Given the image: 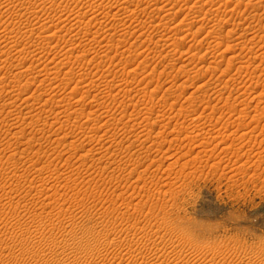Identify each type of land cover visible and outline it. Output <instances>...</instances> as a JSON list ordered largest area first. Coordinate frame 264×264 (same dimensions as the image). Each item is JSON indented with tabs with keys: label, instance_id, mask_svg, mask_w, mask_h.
<instances>
[{
	"label": "rangeland",
	"instance_id": "374dc122",
	"mask_svg": "<svg viewBox=\"0 0 264 264\" xmlns=\"http://www.w3.org/2000/svg\"><path fill=\"white\" fill-rule=\"evenodd\" d=\"M0 51V264H264V0H0Z\"/></svg>",
	"mask_w": 264,
	"mask_h": 264
},
{
	"label": "bare ground",
	"instance_id": "6f19581e",
	"mask_svg": "<svg viewBox=\"0 0 264 264\" xmlns=\"http://www.w3.org/2000/svg\"><path fill=\"white\" fill-rule=\"evenodd\" d=\"M187 1H188V0H187ZM204 1H205V0H204ZM206 1H207V0H206ZM208 1H209V0H208ZM260 1H261V0H260ZM100 3H101V2H100ZM204 3H205V2H204ZM1 4H2V3H1ZM19 4H20V2H19ZM19 4H18V6H20ZM216 4H217V3H216ZM222 4H223V3H222ZM257 4H258V3H257ZM259 4H260V3H259ZM15 6H17V4H15ZM15 6H12V7H15ZM18 6H17V7H18ZM23 6H24V4H23ZM23 6H22V7H23ZM192 6H194V5H192ZM210 6H211V5H210ZM7 7H8V6H7ZM121 7H122V6H121ZM5 8H6V7H5ZM19 8H20V7H19ZM126 8H127V7H126ZM216 8H217V7H216ZM7 9H8V8H7ZM11 9H13V8H11ZM11 9H10V10H11ZM14 9H15L16 11L18 10V9H16V8H14ZM63 9H64V8H63ZM65 9H68V8H65ZM65 9H64V12H65V13H64V14L62 13L63 15H62L61 17H63V16L65 15V18H66V16H67L68 14H67V12L65 11ZM10 10H9V13H10ZM19 10H20V9H19ZM61 10H62V9H61ZM70 10H71V9H68V11H70ZM98 10H99V9H98ZM103 10H104V9H103ZM103 10H102V11H103ZM110 10H111V9H110ZM118 10H119V9H118ZM121 10H122V9H121ZM208 10H209V9H208ZM123 11H125V10H123ZM126 11H128V10H126ZM245 11H246V10H245ZM14 12H15V11L12 12L11 17L14 15V14H13ZM58 12H59V11H58ZM60 12H63V11H60ZM100 12H101V11H100ZM130 12H131V11H130ZM174 12H175V11H174ZM38 13H39V12L37 11V14H38ZM41 13H42V12H41ZM73 13H75V12H73ZM114 13H116V11H115ZM192 13H193V11H192ZM224 13H225V12H224ZM37 14H36V15H37ZM56 14H57V13H56ZM71 14H72V12H71ZM93 14H94V12H93ZM98 14H99V13H98ZM105 14H106V13H105ZM105 14H104V15H105ZM109 14H111V13H109ZM225 14H226V13H225ZM232 14H233V13H232ZM36 15H32L33 17H32L31 19H29L28 21H25V20H24V22H22L21 25H19V27H18L19 32L22 33V32H28V31H31L30 33H32V31L34 30L33 28H35V24L38 22L39 17L41 16V15H39V14H38L39 17L36 16ZM59 15H60V14H59ZM59 15H58V17H59ZM79 15H80V14H79ZM85 15H86V14H85ZM85 15H82V17L85 16ZM107 15H108V14H107ZM111 15H113V14H111ZM123 15H125V14H123ZM241 15H242V14H241ZM76 16H77V18H78V15H76ZM76 16H75V17H76ZM116 16H117V14H116ZM132 16H133V15H132ZM132 16H131V17H132ZM18 17H19V16H18ZM27 17H28V16H27ZM29 17H30V16H29ZM67 17H68V16H67ZM72 17H73V16H72ZM72 17H70V15H69L70 20H71ZM75 17H74V19H73L74 21L77 19V18L75 19ZM80 17H81V16H79V18H80ZM129 17H130V16H129ZM162 17H163V16H162ZM169 17H170V16H169ZM186 17H187V16H186ZM211 17H212V16H211ZM222 17H223V16H222ZM114 18H115V17H114ZM114 18H113V19H114ZM118 18H119V17H118ZM132 18H133V17H132ZM197 18H198V17H197ZM208 18H209V17H208ZM23 19H24V18H23ZM25 19H28V18H25ZM40 19H41V18H40ZM61 19H62V18H61ZM129 19H130V18H129ZM58 20H60V19H58ZM63 20H64V17H63ZM65 20H66V19H65ZM81 20H82V21H80V19H78V22H77V21L74 22V23H75V26H76V24L83 23V19H81ZM117 20H118V19H117ZM147 20H148V19H147ZM152 20H153V19H152ZM20 21H21V20H20ZM68 21H69V20H68ZM71 21H72V20H71ZM115 21H116V20H115ZM121 21H122V20H120V22H121ZM120 22H119V23H120ZM131 22H132V21H131ZM162 22H163V21H162ZM38 23H39V22H38ZM74 23H73V24L71 23V24H72V28H73ZM117 23H118V22H117ZM181 23H182V22H181ZM206 23H207V22H206ZM137 24H138V23H137ZM137 24H136V25H137ZM195 24H196V23H195ZM8 25H9V24H8ZM36 25H37V24H36ZM118 25H119V24H118ZM121 25H123V23H122ZM37 26H38V25H37ZM78 26H79V25H78ZM141 26H142V25H141ZM152 26H153V25H152ZM187 26H188V25H187ZM4 27H5V26H4ZM6 27H7V26H6ZM32 27H33V28H32ZM62 27H63V26H61V28H62ZM138 27H139V26H138ZM75 28H76V27H75ZM173 28H174V27H173ZM176 29H177V28H176ZM4 30H5V29H4ZM6 30H7V29H6ZM50 30H51V29H50ZM75 30H76V29H75ZM134 30H135V29H134ZM193 30H194V29H193ZM213 30H215V29H213ZM78 31H79V30H78ZM78 31L76 32L77 35L80 34L82 30L80 29V32H78ZM210 31H211V29H210ZM56 32H57V30H56ZM56 32L54 31L53 34H51V35H46V36H47L49 39H51V40H53L54 38L57 39L58 37H62V36H60V35H59V36L57 35L58 32H60V31H58L57 33H56ZM68 32H69V31H68ZM83 32H84V31H83ZM208 32H209V31H208ZM208 32H207V33H208ZM28 33H29V32H28ZM49 33H50V32H49ZM49 33H48V34H49ZM99 33H100V32H99ZM129 33H130V32H129ZM215 33H216V32H215ZM81 34H82V33H81ZM91 34H92V33H91ZM77 35H76L75 37H78V36L80 37V35H78V36H77ZM86 35H89V33H86V32H85V33H84V37H85ZM147 35H148V34H147ZM174 35H175V34H174ZM248 35H249V34H248ZM63 36H65V35H63ZM208 36H209V34H208ZM208 36H207V37H208ZM84 37H83V38H84ZM88 37H89V36H88ZM210 37H211V36H210ZM83 38H82V39H83ZM60 39H61V38H60ZM77 39H78V38H77ZM95 39H96V38H95ZM251 39H252V38H251ZM89 40H90V38H89ZM104 40H105V39H104ZM83 41H84V40H83ZM207 41H208V40H207ZM212 41H214V40H212ZM6 42H7V41H6ZM91 42H92V41H91ZM154 42H155V41H154ZM38 43H39V42H38ZM106 43H107V42H106ZM112 43H113V42H112ZM208 43H211V41L208 42ZM219 43H220V42H219ZM248 43H249V42H248ZM248 43H247V44H248ZM262 43H263V42H262ZM80 44H81V43H80ZM82 44H83V43H82ZM203 44H204V43H203ZM241 44H242V43H241ZM218 45H219V44H218ZM255 45H256V44H255ZM70 46H71V45H70ZM85 46H86V45H85ZM209 46H211V45H209ZM233 46H234V44H233ZM233 46H232V47H233ZM261 46H262V45H261ZM2 47H3V46H2ZM67 47H69V46H67ZM71 47H72V46H71ZM71 47L68 48V51H69V52H73V51H75L74 48H73V47L71 48ZM189 47H190V46H189ZM226 47H227V45H226ZM12 48H13V47H12ZM12 48H11V49H12ZM16 48H17V47H16ZM242 48H243V47H242ZM6 50H7V49H5V51H2V53H7V54L9 55V54L12 52V51L9 52L10 50H9V51H6ZM65 50H66V49H65ZM188 50H190V49L188 48ZM228 50H229V49H228ZM22 51H23V50H22ZM68 51H66V53H67ZM84 51H85V50H84ZM126 51H127V50H126ZM132 51H133V50H132ZM208 51H209V50H208ZM224 51H225V50H224ZM0 52H1V51H0ZM190 52H191V50H190ZM73 53H74V52H73ZM121 53H122V52H121ZM237 53H238V52H237ZM7 54H6V55H7ZM11 54L13 55V53H11ZM11 54H10V55H11ZM67 54H69V53H67ZM204 54H205V53H204ZM213 54H214V52H213ZM3 55H4V54H1L0 57H2ZM89 55H90V54H89ZM120 55H121V54H120ZM231 57H232V56H231ZM70 58H71V57H70ZM242 59H243V58H242ZM230 60H231V59H230ZM260 60H261V59H260ZM3 61H4V59H3ZM90 61H91V60H90ZM1 62H2V61H1ZM228 62H229V60H228ZM60 64H61V63H60ZM231 64H232V63H231ZM63 65H64V63H63ZM63 65H62V66H63ZM190 65H191V64H190ZM228 65L230 66V64H228ZM258 65H259V64H258ZM65 66H66V65H65ZM67 66H68V65H67ZM248 66H249V65H248ZM184 67H185V66H184ZM228 69H229V68H228ZM56 70H57V69H56ZM61 70H62V69H61ZM71 70H73V68H72V69H68V70H66L65 75H66L67 77H68L69 75H71V73H70ZM19 71L21 72V70H19ZM37 71H38V70H37ZM227 72H228V71H227ZM48 73H50V72H48ZM20 74H21V73H20ZM56 74H57V73H56ZM73 74H75V73H73V71H72V75H73ZM16 75H17V74H16ZM48 75H49V74H48ZM58 75H59V74H58ZM58 75H57V76H58ZM72 75H71V76H72ZM57 76L55 75V76H54V79H56L55 77H57ZM66 76H65V77H66ZM45 77H46V76H45ZM76 77H77V76H76ZM111 77H112V76H111ZM63 78H64V77H63ZM74 78H75V77H74ZM112 78H113V77H112ZM69 79L72 80L73 78L70 77ZM81 79H83V78H81ZM102 79H103V78H102ZM51 80H52V79H51ZM79 80H80V79H79ZM79 80H78V81H79ZM80 81H81V80H80ZM54 82H55V81H54ZM59 82H60V81H59ZM112 82H113V81H112ZM18 83H19V82H18ZM62 83H63V82H62ZM80 83L83 84L84 82H80ZM80 83L77 82L76 85L79 86ZM87 83H88V82H87ZM55 84H56V83H55ZM58 84H59V83H58ZM88 84H89V83H88ZM110 85H112V84H110ZM110 85H109V86H110ZM181 85H182V84H181ZM13 86H14V85H13ZM53 86H54V85H53ZM90 86H92V85H90V84L87 85L86 83H84V85H83L82 87H81V86H79V87H80V89L82 88V89L85 91V92H83V91H82V92L86 94V92L89 93V92L93 91V90H92V87H90ZM112 86H113V85H112ZM199 86H200V85H199ZM61 87H62V86H61ZM97 87L100 88V85L97 86ZM115 87H116V85H115ZM133 87H134V86H133ZM62 88H63V87H62ZM112 88H114V87H112ZM64 89H66V88L64 87ZM82 89H81V90H82ZM23 91H24V90H23ZM34 91H35V90H34ZM46 91H47V90H46ZM78 91H79V90H78ZM100 91H101V90H100ZM128 91H129V90H128ZM128 91H127V92H128ZM206 91H207V90H206ZM221 91H222V90H221ZM118 92H119V91H118ZM120 92H121V91H120ZM74 93L76 94L77 92H74ZM101 93H102V92H101ZM103 93H104V92H103ZM107 93H109V92H107ZM219 93H220V92H219ZM44 94H45V92H44L43 94H40V95H44ZM89 94H90V93H89ZM109 94H110V93H109ZM124 94H125V93H124ZM127 94H128V93H127ZM45 95H46V94H45ZM82 95H83V94H82ZM207 95H208V94H207ZM18 96H19V95H18ZM67 96H68V95H67ZM85 96H86V95H85ZM87 96H88V95H87ZM242 96H243V95H242ZM27 97H28V96H27ZM33 97H34V99L38 98V96L36 97L35 94H32V95H30V96L28 97V99L33 98ZM35 97H36V98H35ZM42 97H43V96H42ZM70 97H71V95H70ZM82 97H83V96H82ZM119 97H120V96H119ZM216 97H217V96H216ZM254 97H255V96H254ZM15 98H16V97H15ZM15 98H14V99H15ZM23 98H24V97H23ZM23 98H22V99H23ZM208 98H209V97H208ZM17 99H18V98H17ZM28 99L26 98V100H23V101H27ZM40 99H41V97H40ZM48 99H49V98H48ZM36 100H38V99H36ZM61 100H62V99H61ZM5 101H6V100H5ZM28 101H29V100H28ZM30 101H31V100H30ZM49 101H50V99H49ZM49 101H48V100H45V102H49ZM62 101H63V100H62ZM83 101H84V100H83ZM90 101H91V100H90ZM122 101H123V100H122ZM226 101H227V100H226ZM45 102H43V103L45 104ZM91 102H92V101H91ZM100 102H101V101H100ZM6 103H7V102H6ZM11 103H12V102H11ZM11 103H10V104H11ZM25 103H26V102H25ZM28 103H29V102H28ZM32 103H33V102H32ZM171 103H172V102H171ZM173 103H174V101H173ZM21 104H22V103H21ZM35 104H36V103H35ZM78 104H79V103H78ZM25 105H26V104H25ZM25 105H24V106H25ZM120 105H121V104H120ZM122 105H123V104H122ZM208 105H209V104H208ZM5 106H6V105H5ZM26 106H28V105H26ZM116 106H117V105H116ZM169 107H170V106H169ZM211 107H212V106H211ZM244 107H245V106H244ZM15 108H16V107H15ZM32 108H33V107H32ZM43 108H44V107H43ZM39 109H42V108H39ZM66 109H68V107H67ZM69 109H70V108H69ZM262 109H263V108H262ZM48 110H49V109H48ZM75 110H76V108H75ZM75 110H74V111H75ZM94 110H95V109H94ZM180 110H181V109H180ZM229 110H230V109H229ZM33 111H34V110H33ZM36 111H37V109H36ZM43 111H44V110H40V112H37V113H36V112H32V113H35V114H33V115L31 114V115H32V116H31V117H32V119H31L32 123H30L31 126L34 125L33 123H38V122L42 119V115H43L42 112H43ZM65 111H67V113H68V114H66L65 118L67 117V115H70V116L73 115V114H72L73 111H72L71 113H69L68 110H65ZM84 111H85V110H84ZM141 111H142V110H141ZM165 111H166V110H165ZM62 112H63V111H62ZM10 113H11V112H10ZM63 113H64V112H63ZM233 113H234V112H233ZM28 114H29V113H28ZM91 114H92V113H91ZM130 115H131V114H130ZM11 116H14V114L12 113ZM44 116H45V114H44ZM89 116H90V114H89ZM46 117H47V116H46ZM46 117H45V118H46ZM238 117H239V116H238ZM15 118H16V116H15ZM17 118H19V117H17ZM69 118H72V117H69ZM236 118H237V117H236ZM57 119H59V118H57ZM78 119H79V118H78ZM207 119H208V118H207ZM13 120H15V119L13 118ZM42 120H44V119H42ZM65 120H66V119H65ZM69 120H70V119H69ZM57 121H59V120H57ZM79 121H80V120H79ZM169 121H170V120H169ZM194 121H195V120H194ZM12 122H13V121H12ZM202 122H203V121H202ZM9 123H10V122H9ZM134 123H135V122H134ZM12 124H13V123H12ZM119 124H120V123H119ZM44 125H45V124H44ZM44 125H43V126H44ZM79 125H80V124H79ZM91 126H92V125H91ZM150 126H151V125H150ZM186 126H187V125H186ZM239 126H240V125H239ZM80 127H81V126H80ZM86 127H87V126H86ZM180 127H181V126H180ZM227 127H228V126H227ZM8 128H10V127H8ZM262 128H263V127H262ZM37 129H38V128H37ZM220 130H221V129H220ZM143 131L147 132L146 129H144ZM9 132H10V131H9ZM15 132H16V131H15ZM231 133H233V132H231ZM28 134H29V133H28ZM144 134H145V133H144ZM147 134H148V132H147ZM149 134H150V133H149ZM229 134H230V133H229ZM233 135H234V134H233ZM138 136H139V135H138ZM147 136H148V135H147ZM157 136H158V135H157ZM186 136H187V135H186ZM197 136H198V135H197ZM214 136H215V135H214ZM241 136H243V135L241 134ZM219 137H220V136H219ZM230 137H231V136H230ZM224 138H225V136H224ZM148 139H149V138H148ZM220 139H221V138H220ZM222 139H223V138H222ZM225 139H226V138H225ZM29 140H30V139H29ZM85 141H86V140H85ZM89 141H90V140H89ZM157 141H158V140H157ZM221 141H222V140H221ZM225 141H226V140H225ZM151 142H152V141H151ZM193 142H195V141H193ZM223 142H224V141H223ZM111 144H112V143H111ZM230 145H231V144H230ZM230 145H229V146H230ZM233 145H234V144H233ZM148 146H149V145H148ZM14 148H15V147H14ZM46 148H47V147H46ZM99 148H100V147H99ZM18 149H20V147H19ZM78 149H79V148H78ZM136 150H137V149H136ZM20 151H21V150H20ZM101 151H102V150H101ZM59 152H60V151H59ZM102 152H103V151H102ZM15 153H16V152H15ZM36 153H37V152H36ZM99 154H100V153H99ZM200 154H201V153H200ZM16 155H17V154H16ZM12 156H13V155H12ZM56 156H58V155H56ZM197 157H198V156H197ZM11 159H12V158H11ZM14 159H15V158H13V160H14ZM36 159H37V158H36ZM30 160H31V159H30ZM195 160H196V159H195ZM199 160H200V159H199ZM207 161H208V160H207ZM6 162H7V161H6ZM137 163H138V162H137ZM205 163H206V162H205ZM182 164H183V163H182ZM42 166H43V165H42ZM182 166H183V165H182ZM185 166H186V165H185ZM24 169H25V168H24ZM196 170H197V169H196ZM34 171H35V170H34ZM190 175H191V174H190ZM173 177H174V176H173ZM58 179H59V178H58ZM66 185H67V184H66ZM66 185H65V186H66ZM90 187H91V186H90ZM56 188H57V187H56ZM23 195H24V194H23ZM54 195H55V194H54ZM83 196H84V195H83ZM12 203H13V202H12ZM138 227H139V226H138ZM121 233H122V232H121ZM109 234H110V233H109ZM107 235H108V234H107ZM108 236H109V235H108ZM110 237H111V236H110ZM111 238H113V237H111ZM124 238H125V237H124ZM106 239H107V238H106ZM108 240H109V237H108ZM113 240H114V239H113ZM118 240H119V239H118ZM153 240H154V239H153ZM153 240H152V241H153ZM105 241H107V240H105ZM113 242H114V241H113ZM123 242H124V241H123ZM126 242H127V240H126ZM109 243H110V241H109ZM115 243H116V242H115ZM153 243H155V242H153ZM158 243H159V242H158ZM111 244H112V243H111ZM117 244H118V243H117ZM127 244H128L127 246H126V244H125V245H124V244H121V245H119L118 247L122 246V247H124V248L126 247V248L129 249V250H133L134 245H133L131 242H129V241L127 242ZM107 245H108V244H107ZM123 245H124V246H123ZM145 245L147 246V250H152V251H153V250H156V251H157V249L159 248V247L156 248V246H153L154 248L152 249V247H149L148 244L145 243ZM109 246H110V244H109ZM111 247H113V246H111ZM111 247H110V248H111ZM139 247H140V246H139ZM25 248H26V247H25ZM120 248H121V247H120ZM188 248H189V247H188ZM19 249H20V248H19ZM28 249H29V248H28ZM114 249H115V248H114ZM118 249H119V248H118ZM118 249H117V250H118ZM140 249H141V248H140ZM171 249H172V248H171ZM29 250H30V249H29ZM129 250H128V251H129ZM122 251H123V250H122ZM126 251H127V250H126ZM160 251H161V250H160ZM64 252H65V251H64ZM130 252H131V251H130ZM139 252L141 253V250H140ZM164 252H165V251H164ZM62 253H63V252H62ZM65 253H66V252H65ZM155 253L158 254L157 252H154V254H155ZM159 253H160V252H159ZM122 254H123V253H122ZM142 254H143V253H142ZM142 254H140V255H142ZM170 254H171V253H170ZM59 255H60V253L57 254L56 257L59 258ZM62 255H63V254H62ZM124 255H126V254H124ZM60 256H61V255H60ZM64 256H65V254H64ZM138 256H139V255H138ZM143 256H144V255H143ZM143 256H142V257H143ZM153 256H156V255H153ZM213 256H216V254L213 255ZM213 256H212V259H213ZM82 257H83V256H82ZM96 257H97V256H96ZM102 257H103V256H102ZM123 257H125V256H123ZM133 257H134V256H133ZM145 257H146V256H145ZM159 257H160V254H159ZM168 257H169V256H168ZM168 257H165V258H167V259H164V258H163L164 260H167V264H169V263L172 262V261H170V262L168 263ZM174 257H175V256H174ZM174 257H172V258H174ZM182 257H183V256H182ZM184 257H185V256H184ZM131 258H132V257H131ZM146 258H147V257H146ZM172 258H169V259H172ZM62 259H63V258H62ZM105 259H106V258H103V260H105ZM132 259H133V258H132ZM140 259H141V258H140ZM143 259H144V258H143ZM149 259H150V258H149ZM149 259H148V260H149ZM156 259H159L158 256H157ZM156 259H155V261H154L153 259H151V260H149V261L151 262V264H154V262H155V263L157 262ZM181 259H182V258H181ZM208 259H209V258H208ZM135 260H137V259L135 258ZM138 260H139V259H138ZM141 260H142V259H141ZM145 260H147V259H145ZM145 260H144V261H145ZM148 260H147V261H148ZM175 260L178 261L179 259L177 258V259H175ZM209 260H210V259H209ZM89 261H91V260H89ZM97 261H98V260H97ZM97 261H95V262H97ZM130 261H132V262L129 263V264H132V263H133V260H130ZM149 261H148V262H149ZM153 261H154V262H153ZM158 261H159V260H158ZM161 261H162V260H161ZM176 261H175V262H176ZM184 261H185V260H184ZM186 261H187V260H186ZM76 262H77V261H76ZM127 262H128V261H127ZM163 262H164V261H163ZM173 262H174V260H173ZM232 262H233V261H232ZM248 262H249V261H248ZM97 263H99V262H97ZM101 263H102V262H101ZM101 263H100V264H101ZM123 263H124V262H123ZM134 263H135V262H134ZM134 263H133V264H134ZM137 263H138V262H137ZM145 263H146V262H145ZM157 263H158V262H157ZM157 263H156V264H157ZM161 263H162V262H159L158 264H161ZM165 263H166V262H165ZM72 264H78V263H75V262H74V263H72ZM88 264H89V263H88ZM119 264H120V263H119ZM149 264H150V263H149ZM162 264H163V263H162ZM172 264H173V263H172ZM174 264H175V263H174ZM177 264H178V263H177ZM187 264H188V263H187ZM247 264H248V263H247ZM254 264H255V263H254Z\"/></svg>",
	"mask_w": 264,
	"mask_h": 264
}]
</instances>
